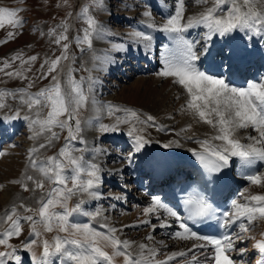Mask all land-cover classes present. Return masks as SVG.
I'll return each instance as SVG.
<instances>
[{"label":"snow or ice","instance_id":"obj_1","mask_svg":"<svg viewBox=\"0 0 264 264\" xmlns=\"http://www.w3.org/2000/svg\"><path fill=\"white\" fill-rule=\"evenodd\" d=\"M196 5L207 4L208 0H194ZM93 7L103 11L107 5L106 0H91ZM24 9L0 7V29L5 26H11L13 29L22 28L24 21L19 18V13ZM186 0H175L174 10L165 18L163 24L157 25L149 22L146 27L155 31L168 34L172 47L167 48L161 56V69L156 73L161 78L171 79L172 83L179 86L187 96L183 110L190 113L198 123L209 125L215 130V134L209 139L196 140L203 152L193 150V155L199 161L200 165L209 173L219 174L230 167L232 158H238L245 167H251L257 161L264 162V78L256 82H249L246 87H237L228 82L232 75L231 53L225 58V63L218 66L216 74H210L199 67L202 57L210 55L212 40L214 35L219 37L228 36L235 31H246L252 36H259L264 39V0H213L212 6L206 8L199 15L188 17L185 20ZM223 12V15H221ZM111 15V12L109 11ZM142 15L151 18L149 11H143ZM80 16L84 18L87 27L82 29L83 35L76 37V44L80 51H85L93 47V37L100 36L102 29L99 22L90 14L89 6H83ZM198 26H204L207 31L204 34V43L199 49L197 45L200 41L189 40L185 33ZM63 30L58 35L55 30H50L48 35H56L54 43L62 45L61 55L55 59L45 60L40 64V69H45L39 73V79H48L51 77L53 84L48 88H42L35 94L27 93L24 89L17 92H0V97L11 96L14 99L19 98V102L26 106L29 112L34 108H48L46 117L41 119L40 112L35 113L31 118V125L38 130L33 132L30 139H37L44 133H49L45 143H40L38 148L29 150L30 165L40 171L44 179L37 180L31 175H25L24 180H14L11 183L18 184L23 191L42 192L37 199L38 209H33L24 203L20 208L30 215L19 216L17 209L13 206L6 210L5 215L0 218L8 228L0 232V246L5 250L0 251V264H21L20 251L9 241L11 238H19L23 229L21 221L28 222L31 228V239L22 242L23 250L31 254L33 264H56L60 260L61 264H116L117 258L122 257V264H171L178 258H186V264H247L245 260L246 249L237 248L236 241L243 242L246 239L255 237L247 236L252 228L251 226L257 220H264V194H255L246 198L245 203L232 201L231 210L217 213L213 204L203 195H189L183 200L187 209V219H182L181 215L170 207H166L158 197H153L152 204L143 209L145 216L155 214L157 209H164L167 217L173 218L177 230L171 234V238L181 241H203L204 243L193 244L186 250L174 251L164 254V259H157L161 252L157 248L150 247L146 243H139L120 239L117 235L125 227H140L141 225H150L153 232L157 227L169 228L172 224L167 218L160 219L159 224H152L150 220H140L133 225H123L121 228L101 224L100 228L105 231H99L90 224H78L71 222L74 213L81 211L83 200L69 207V200L77 193L86 194L88 197L99 198L101 195L97 189L102 182L101 168L98 164L85 161L82 156L72 155V151H83L76 148L72 142L81 145L86 144L83 136V124L80 119V111L88 107L90 97L85 94L83 85L76 81L73 76V70H68L67 87H63L57 73L62 60H68L69 43L67 23L63 24ZM7 40L0 43H8L15 39L16 33L9 31ZM251 38V36L249 37ZM130 39L138 46L142 45L144 49H149L145 55L151 51L152 36L144 31H133L130 33ZM117 51L126 50V46L114 45ZM223 55V52H221ZM38 57L33 55L27 59L19 53L11 57V60L5 59L0 72L7 77H16L23 80L29 78L24 72L31 71V64L37 61ZM19 61L21 69L6 71L12 68L13 63ZM112 63H115L113 60ZM23 65H29L27 69ZM90 81L92 77L88 78ZM28 88L32 87L30 82ZM92 84H89L88 92L93 91ZM95 104V101H92ZM6 107V104L0 102V109ZM103 107V106H102ZM125 113L122 118L117 113ZM107 116L115 117L112 124L99 123L98 131L102 134L118 133L121 131L120 125H130L127 135L134 142V152L138 153L144 149L150 141L144 135L136 134L143 132L145 127H155V118L147 115L141 118L142 114L134 109H121L116 105H107ZM20 111H16L15 117H19ZM14 117V118H15ZM29 120L28 115L24 116ZM137 125L144 127L138 128ZM188 125V130L191 129ZM67 131L65 145L61 147L57 156L48 157L42 165L38 164L34 158L36 152L40 149L49 147L53 140L59 139V134L54 130ZM251 128L257 133L256 136L248 135L245 138L252 143H242L237 138L236 133L240 130ZM162 131V128H157ZM181 131H185L182 129ZM193 139V137H187ZM212 141H220L219 145ZM179 146L178 142L170 141L164 144L165 148L172 144ZM97 152H102L96 148ZM0 155L4 153L0 152ZM129 154V163H131ZM66 161V163L64 162ZM219 178V177H218ZM47 180L53 186L45 189L44 180ZM252 185L264 188V173H255L246 177ZM71 182V187L68 182ZM31 182L32 188L28 183ZM3 185H0L2 188ZM119 199V197H117ZM254 202V203H253ZM113 208L115 205L112 206ZM57 209H60L59 211ZM83 215L93 218L101 216L102 212L97 209L95 212H83ZM215 218L220 228L228 229L236 224L239 232L236 234L225 233L221 236H209L199 234L193 230L188 221L199 222ZM42 229V231H41ZM63 233L54 235L52 240L42 238V233ZM261 239L256 240L253 248L257 250L259 259L256 264H264V232L260 233ZM146 240H153L152 235H148ZM38 240L40 244L38 245ZM163 244V242H160ZM135 245V251L133 247ZM33 246L42 247V252L37 255L33 251ZM167 247V245H164ZM110 249V251H109ZM199 250V255H197ZM236 253V256H233Z\"/></svg>","mask_w":264,"mask_h":264},{"label":"rangeland","instance_id":"obj_2","mask_svg":"<svg viewBox=\"0 0 264 264\" xmlns=\"http://www.w3.org/2000/svg\"><path fill=\"white\" fill-rule=\"evenodd\" d=\"M211 1L213 2V0H208L207 4H201L198 6L195 4L194 0H186L185 20L188 17L196 16L198 15V13L203 12L206 8L211 7L212 6ZM153 3L155 4V6L151 7L150 9L151 18L145 19L144 16L141 13H139V11L142 9L139 7L141 4H143L141 1L139 2L138 0H106L107 7L104 10L107 11L108 13L110 11L111 14L117 16L119 20L123 21L122 23V21L117 22L114 18L113 20L110 21L105 19L106 18L104 17L105 11L104 10L101 11L100 9L93 7L91 4V0H0V7L24 9L19 13V18L24 21L22 28L13 29L11 26H5L3 29H0V41H4L8 39L7 33L9 31H14L16 33L15 39L9 40L8 43H0V67L3 66V61L5 59H8L10 61L12 56L19 53L23 54L24 59H27L29 56H33V55L38 57L37 61L31 64L30 66L31 71L24 72V75H26L29 78L28 80L19 79L16 77H7L4 75L3 72H0V92L7 90V92L19 93L21 89H24L27 93L35 94L40 89L48 88L53 84L51 77H49L48 79H39L37 77L40 72L47 70V66L45 67V69H40L41 63H43L46 59L50 61L52 59H55L56 56L61 55L62 45H56L54 43L56 35L50 36L48 35V33L50 30L54 29L55 33L58 35L60 32H62L63 30L62 26L66 22L68 26V31L66 35L68 36L69 39L68 41L65 42L69 43L70 45L68 50L69 59L66 61L62 60L58 72L53 73V75H57L59 79L61 74L62 75L61 78L63 77V80H60L62 86L64 82V86L67 87L68 75L65 74H67L68 70L71 68L73 70L72 74L75 77L76 81L83 85L85 94L89 95L90 98H96L97 100L101 101L104 105L112 104L118 106L119 108L121 107V109L126 108L125 106L127 105L126 102H121L117 100L115 94L118 91H120L122 88H124V86H128L132 84L139 78L157 77L156 73L161 69V66L159 64L160 63L159 59L161 56L160 48L163 47L164 39L159 42L157 40H160L161 38L155 40L157 41V43L154 44L155 47H153L154 48L153 54H149V56L151 55L153 59L155 58L154 62L158 61L155 69L148 70L147 68H145L143 70L141 69V71L140 70L138 71L137 70L138 67L134 66L132 63L128 61L127 64H124L126 66L123 65L125 68H118V70L112 72L110 76L106 75L105 77H103L102 79V82L104 83L103 85L100 82H98V80L93 79V77L91 76L89 57L94 58L97 55L96 51L99 48H102L103 45L105 46L108 44H112L113 42L112 41L109 42L108 39L106 38L105 39L106 42H104L101 46V44L98 45L99 41L97 39V36H94L93 47L87 50V47L84 46L86 49L85 51L81 52L80 47L76 44L75 41L76 39L74 40V36L75 35L82 36L83 35L82 29L87 27L84 18L80 16L83 6H89L90 14L94 16L95 19L99 22V24L101 25V29H103L102 27H104L107 28L109 31L111 30L123 34L130 29V23L128 24V20L125 21L122 19L124 18V15L125 16L129 14L133 15L132 19H136L135 22L142 20L144 23L154 22L155 24L160 25L165 22V18L174 10L175 7V0H153ZM221 15H223V12H221ZM204 29H205L204 26H198V28L194 27L193 31L189 30L187 33H185L186 37L189 40L200 41V44L197 45V49H199L201 45L204 43V34H205ZM161 33L164 35V37L168 36L167 33H163V32ZM134 45L136 46V44L133 43L132 47H135ZM107 49H111V48H107ZM28 67L29 65H23L24 69H27ZM18 69H21V64L19 61H16L15 63H13L12 68L6 69V71H14ZM124 70L126 71V73ZM125 74L126 76L123 77V75ZM89 77H92L91 81L88 79ZM30 82L32 83V87L28 88L27 85ZM89 84H92L94 89L91 93L88 92ZM159 84L158 86L160 87ZM171 88L177 89L178 87L176 85L171 84ZM177 92H178L177 96H179L177 99L185 102L187 96L184 93V91L182 89L181 90L178 89L176 93ZM177 99L175 98L172 100H174L173 102L175 103V100ZM0 102L6 104V107L0 109V152L4 153V155H0V164H1L0 166L3 165L9 166L11 164H15L17 161L26 159V162L28 161V165L26 164L25 167H27V171H29L30 168H28V166H31L28 158L29 150L32 148H38L39 144L45 143L47 136L50 135L49 133L46 132L43 135L39 136V138L32 139L31 142H28L29 136L32 137L33 132L35 130H38L37 128H34L31 125V118H34L35 113L39 111L40 117L41 119H43L44 117H46L49 109L34 108L32 112H29L26 106L22 105L19 102L18 97L14 99L11 96L0 97ZM174 103L171 104L169 109L165 108L162 110L164 117L161 115L162 116L161 119H159V117L155 112L154 113L146 112V116L147 115L153 116L155 118V125L158 124L160 127H164L167 129L169 128L176 129L179 125L177 120L179 116L177 117L178 115V112L176 111L177 107ZM18 110L20 111V115L19 117H15V113ZM86 110L87 107L81 109L80 111V119L82 120V122H83L82 118ZM25 115H28L30 119L25 120L24 119ZM146 116L144 118H146ZM7 119L10 120L17 119L19 121L18 124L11 125L12 123H8V124L5 123ZM1 122H3L4 124ZM54 130L59 134V139L53 140L49 147L40 149L38 152H36L34 158L37 159L38 164L42 165L44 162L47 161L48 157L57 156L61 147H63L66 143L65 137L67 136V131L66 130L62 131L59 128H56ZM81 135L86 141V144L81 145L76 142H72V143L75 144L76 148L83 149V151H75L76 154L74 153V151H72V155L76 157L82 156L85 161L98 164L101 170H107L109 172L111 169H114L118 164L122 163L124 159H126L130 154V152L132 151V148L128 143L117 141V143L112 144L109 141V138H107L106 136H105L106 138L104 137V139L101 140L99 144L95 143V141H91L92 136L89 134L88 131L84 130V127ZM29 144H31L30 147L28 146ZM97 147L102 149L103 151L97 152L95 149ZM111 152H113L112 158H106L107 157L106 155L111 154ZM117 152L120 154H117ZM1 161L3 164L1 163ZM64 162L66 163V161ZM32 170L37 171L36 168L34 167L32 168ZM27 171L25 175H31L37 180L44 179L40 171L38 172H34V171L27 172ZM25 175L21 180H24ZM27 183L29 188L33 187L31 182H27ZM44 183H45V189H44L45 192L53 186L46 179L44 180ZM105 185L107 184L101 182L98 188L102 190L103 186ZM68 186L71 187L70 181L68 182ZM114 190H117V192L120 191L118 188H115L113 189V191L112 190L109 191V189H106L105 192L117 193ZM41 195L42 192L40 191L25 192L20 187L16 192V196L12 200V202L0 208V218H2L5 215L6 210L11 209L13 206L16 207L17 215L19 216L32 214V213L24 212V210L20 208L19 205L21 203H24L25 205L35 210V207H37L36 201ZM85 195L86 194L77 193L76 195L72 196V198H79L82 196L81 199H83L85 198ZM87 203L88 201H84L83 205ZM92 204L93 201H91L90 206H92ZM98 207H99L98 205H93V208H98ZM115 212H112L110 215L115 214V216H118V213ZM259 221L260 220L255 221L254 224L251 226L252 232L251 231L249 232L250 236L255 238L257 237L261 229L260 226L261 222ZM21 226L23 229L22 235L19 238L16 237H13V239L11 238L10 242L18 249H20V251L17 254L21 256V264H29L28 260L25 258L24 251L21 250V247L23 246L22 242L25 241L26 235L27 233L30 232L31 229L28 222L21 221ZM146 226L147 225H141L140 227H131V228L126 227L125 229H128L127 234H131L129 232L138 233L139 229L143 230L142 227L146 228ZM1 227H5L6 229L8 228V224L4 223L2 219H0V228ZM124 236L126 237V235ZM254 241L255 240L253 239L252 240L246 239L243 242L236 241L237 248L246 249L247 254L249 255V258L247 260L248 264H254V262L257 259V253L254 250L252 251L253 246H251L253 244L252 242ZM177 264L179 263L177 262Z\"/></svg>","mask_w":264,"mask_h":264},{"label":"bare ground","instance_id":"obj_3","mask_svg":"<svg viewBox=\"0 0 264 264\" xmlns=\"http://www.w3.org/2000/svg\"><path fill=\"white\" fill-rule=\"evenodd\" d=\"M138 1L139 2L141 1L143 3L139 7L142 8L139 11V13L141 14L143 13V11L150 12L151 7L155 6L153 0H138ZM211 3L213 2L211 1ZM199 14L200 13H198V15ZM132 16L133 15L129 14L126 16L124 15V18H122L125 21L128 20V24L130 23V29L127 30L125 33L121 34L115 31H111V30L109 31L107 28L102 27L103 29L101 35L97 36V39L99 41L98 45L101 44L102 46V44L106 42L105 41L106 38L108 39L109 42L110 41L113 42V43L111 42L112 44H108L105 46L103 45L102 48H99L96 51L97 55L94 58L89 57L91 76L93 77V79L98 80V82H100L103 85H104V83L102 82L103 77H105L106 75L110 76L111 73L114 72V70H116L119 67V65L121 68H125L124 66L126 65H124V62L127 60V57L133 55L132 53H134V55H138V56L140 55L145 59H147L151 64V66L155 64L153 59H151L150 57L151 55L150 56L145 55V52H148L149 49H144L142 45L138 46L134 41L130 39V33H132L133 31H144L146 33L151 34L152 41H151L150 54L153 53L154 50L153 47H155L154 44H156L157 41L160 40L162 41L163 39L165 40V42L163 44V51L161 53V56L164 54L167 48L172 47V44L168 39V36L164 37V35L161 32L147 28L146 27L147 22L144 23L142 20L135 22L136 19H132ZM104 17H106L105 19H107L108 21L113 20V18L117 22L122 21L119 20L117 16L113 14L110 15L107 11L104 12ZM144 18L147 19L146 17ZM235 33H240V31H235ZM76 36L77 35L74 36V40L76 39ZM217 36L218 35H214V37L216 38ZM229 37H231L230 34ZM158 38L161 39L157 40ZM133 43L136 44V46L134 45L135 47H132ZM121 44L126 46V50L117 51L114 45L118 46ZM107 48H111V49H107ZM113 60L115 61V63H112ZM61 76L62 75L60 74L59 79L63 80V77L61 78ZM125 76L126 74L123 75V77ZM158 84L160 85V87L158 86ZM171 84H173L171 79L161 78L159 76L155 78H139L132 84L128 86H124V88L118 91L115 95L117 100L121 102H126L127 104L125 105L126 108L134 109L137 113L142 114L141 116L142 119L146 116V112L147 113L155 112L159 117V119H161L162 116L164 117L162 110L165 108L169 109L171 104L174 103L173 102L174 100L172 99L175 98L177 99L179 97L177 96L178 92L176 93V91L178 89L181 90V88L179 86H177L178 87L177 89L171 88ZM63 87H65L64 82H63ZM93 100L95 101V104L92 103ZM174 104L176 105L177 107L176 111L178 112V115L177 114L176 115L177 117L179 116L177 119L179 123L178 127L176 129H170V128L167 129L164 127H160L157 124L155 127H145L143 132L134 133V135L136 134L144 135L145 138L150 141L145 145L144 149L136 153L134 152V147H135L134 142L132 138L127 135V132L130 129V125H124V124L120 125L121 131L118 133L102 134L98 131L99 123L112 124L115 121V117L109 118L107 116L106 114L107 105H104L101 101L97 100L96 98H90L89 105L82 119L83 122H85L83 124L84 130L88 131L89 134L92 136L91 141H95V143L99 144V142L103 140L104 137L106 136L107 138H109V141L112 144L117 143V141L128 143L132 148V151L130 152L132 153L131 155L132 160L131 163H129V155H128V157L124 159L122 163L118 164L114 169H111L109 172L107 170H101L102 182H104L107 185L103 186L102 190H100L99 188L97 189V191L101 194L99 198H92L85 195V198L83 199H81L82 198L81 196L79 198H71L69 200L68 204L70 208L74 207L75 204H77L81 200L88 201L87 204L85 205L82 204L80 212L73 214V216L70 218L71 222L78 224L87 223L99 231H105V229L100 228L101 224H107L109 226H114L119 229L123 225H133L138 223L140 220H144V219H148L151 221L152 224L158 225L159 224V220L157 219L158 216L160 217V219L167 218L169 220V223L172 224V227L169 228L157 227L156 230L153 232L151 226L147 225L146 228L142 227L143 230L139 229L138 233L129 232L131 234H127L128 229H125L126 228L125 227L122 232L117 233L120 239L123 240L126 237H128L126 239L135 242V245H138L139 243L143 242L148 244L150 247L159 249L161 255L158 256L157 259H164V254L166 253L186 250L187 248H190L193 244L201 243L199 241H194V240L181 241L178 239L171 238V234L177 230V225L174 219L167 217V213L164 211V209H159V208L157 209L155 214H152L150 216H145L143 214V209L152 204L153 196L147 195L146 192L135 191L136 188L134 187L129 190V185L128 186L125 185L127 180L134 181L142 174L141 171H144L142 167L146 169L151 164L156 165L159 159L169 162V165L171 166L176 164L180 165V163L186 164L189 161L194 163V160H191L190 157L187 155V153L193 152V150L203 152L201 146L195 141L203 140V139L211 140V137L215 134V130L213 128H211L207 124L198 123L197 120L194 119L190 113L183 110V106L185 102L177 99L175 100ZM117 115L123 118L126 114L121 112V113H117ZM18 121L19 120L17 119H13V120L7 119L5 123L7 124L12 123L11 125H14V124H18ZM188 125L192 126L190 130H188ZM137 127L140 128L144 126L137 125ZM157 128H162L163 130L159 131L157 130ZM182 129H184L185 131H181ZM248 135L256 136L257 133L254 132L251 128L247 130H240L236 133L237 138H239L241 142L245 144L252 143V141H249L245 138ZM30 137L31 136H29L28 142L32 141ZM187 137H193V139H188ZM170 141L178 142L179 146H176V144L174 143L172 144L171 147L165 148L164 144H168ZM212 143L219 145L221 142L212 141ZM28 146L30 147L31 144H29ZM117 154L120 153L117 152ZM112 155L113 152H111V154L106 155L107 156L106 158H112ZM235 161H240V160L238 158H232L231 162H235ZM262 163H263V167L259 171V173H264V162ZM26 164L28 165V161L26 162V159H23L9 166L6 165L0 166V182H1L0 185H3V187L0 188V208L9 204L15 198L16 192L20 187L18 184H13L11 182L14 180H21L23 178V176L27 171V167H25ZM28 168L30 169L27 172L34 171L32 170L33 167L28 166ZM34 172H38V170ZM115 188L121 190L118 192L117 190H114L117 193L105 192L106 189H109V191L110 190L113 191V189ZM134 191L136 193H134ZM255 194H264V188H261L256 185H252L250 181L249 182L245 181V183L241 187V190L238 191V199H236V201L239 203H245L247 202L246 201L247 197ZM117 197H119V199H117ZM91 201H93L92 206H90ZM93 205H98L99 207L93 208ZM113 205H115L114 208L112 207ZM38 207L39 205L37 204V207H35V209H38ZM97 209L101 210L102 212L101 216L93 218L92 216L83 215V212L92 213L95 212ZM57 210L59 211L60 209ZM112 212L118 213L119 217L115 216V214L110 215ZM259 222H261L260 224L261 229L259 227L260 232L255 238V241L252 242L253 244L251 246L254 245L256 240L261 239L260 233L264 232V220H260ZM5 227H1L0 232L5 231L6 230ZM30 232L27 233L25 241L32 238L30 236ZM57 234L61 236L65 235L63 233H57V232L42 233L41 239L47 238L49 241H51L52 237ZM124 235H126V237ZM148 235H152L153 240H146L145 238ZM246 235L250 236V233ZM161 241L163 242V244L160 243ZM39 244H40V240H38V245ZM135 245L133 247V251L136 250ZM164 245H167V247H164ZM3 250L5 249L2 246H0V251ZM21 250H23V246L21 247ZM33 251H35L37 255H40V253L42 252V247L33 246ZM24 253H25V258L28 260V263L33 264L31 254L27 251H24ZM196 254L199 255L198 250ZM259 258L260 257L258 254L257 259ZM122 259H123L122 257L117 258L116 264H122ZM177 262L179 264H186V258H178L176 261H172L171 264H177ZM56 264H61V261L56 260Z\"/></svg>","mask_w":264,"mask_h":264}]
</instances>
